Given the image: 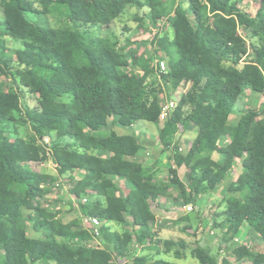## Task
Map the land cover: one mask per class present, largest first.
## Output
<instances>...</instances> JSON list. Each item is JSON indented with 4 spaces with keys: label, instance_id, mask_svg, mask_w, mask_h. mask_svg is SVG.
Returning <instances> with one entry per match:
<instances>
[{
    "label": "trees",
    "instance_id": "1",
    "mask_svg": "<svg viewBox=\"0 0 264 264\" xmlns=\"http://www.w3.org/2000/svg\"><path fill=\"white\" fill-rule=\"evenodd\" d=\"M238 1L189 0L184 7L162 0H0V30L21 43L15 56L25 66L11 71L13 57L1 38L0 76L10 75L38 98V108L23 110L20 95L0 82V264H116L113 257L131 255V238L108 224H124L126 217L139 228L142 244L154 237L152 202L172 192L144 164L148 152L138 139L115 131L116 126L128 129L137 122H159L165 91H150L148 80L156 72L152 59L141 55L136 61L141 73L128 71L129 60L111 39L80 29L43 26L28 18L51 15L77 25L110 27L128 7L148 9L153 23L170 21V35L162 45L168 74L160 79L165 87L171 83L173 90L185 92L159 140L171 152L176 169H189V201L196 203L200 195L211 194L243 155V172L223 202L226 223L214 225L222 231L221 244L237 259L264 264V251L255 254L235 243L248 226L252 242L264 247V102L259 109L245 111L236 126L231 124L246 91L264 93V0H256L255 15L242 10ZM241 31L259 44L246 52ZM26 54L38 60L25 64ZM19 119L30 126L27 139L20 136ZM183 123L197 131L185 153L175 139ZM232 134V143L220 147ZM46 138L51 150L42 144ZM214 153L218 161L212 159ZM46 162L54 163L59 175L85 171L74 191L89 197L80 206L81 213L102 222L99 247H91L88 230L45 217L43 185L54 183L56 177L31 165ZM169 173L171 182L178 184L177 171ZM117 177L128 187L126 196L114 194ZM29 230L44 234V239L30 238ZM197 245L194 256L199 264H220L214 249L202 242ZM170 248L181 259L188 246L171 242ZM131 264L177 263L152 254L134 255Z\"/></svg>",
    "mask_w": 264,
    "mask_h": 264
},
{
    "label": "rangeland",
    "instance_id": "2",
    "mask_svg": "<svg viewBox=\"0 0 264 264\" xmlns=\"http://www.w3.org/2000/svg\"><path fill=\"white\" fill-rule=\"evenodd\" d=\"M165 4L173 3L175 5L181 4L184 7L189 6V0H162ZM239 7L248 12L251 15H255L257 13V5L256 0H239ZM3 15L0 11V20H2ZM28 18L40 25L48 26L56 29H80L83 31H89L95 35L106 37L115 42L118 46V50L121 51L129 60L130 67L127 69L128 71H134L136 67V61L141 55H147L153 59V64L158 62L159 60L165 61L167 64V59L164 57V53L162 52V45L164 44V39L166 36L170 35L171 25L170 21L167 19H162L158 23H153L148 16V9H139L137 7H128L123 15L117 19L110 27H101V26H86V25H77L70 22L66 18L58 17V16H37V15H28ZM141 18L142 21L138 22L137 19ZM145 20V21H144ZM3 32L0 30V39H4L7 42V46L9 49V53L12 55L13 60L11 62V71L14 72L17 69H22L25 66L22 65L15 56V52L22 49V45L20 42L15 41L9 37H5L2 35ZM241 38L245 41V51L248 52L250 50V46L252 44L258 45L259 40L246 37L243 31L240 32ZM244 57V56H243ZM38 60L37 57L31 54H26L25 56V64H32ZM135 72V71H134ZM0 82L5 86L6 90L16 92L21 97V104L23 110L26 109H36L38 108V98L36 95L32 94L29 90L20 87L10 75H1ZM149 88L151 93L154 91H160L163 87V82L160 79V74L155 72L150 79L148 80ZM182 93L172 94V98L177 104L181 98ZM264 102V93L256 94L251 91H246L240 101L237 103L235 107V111L231 117V124L235 126L238 121V117L243 114L248 109H259L262 103ZM147 127L150 130H157L158 126L152 123H146ZM17 126L19 127L21 138L27 139L32 133L29 124H27L22 119L18 120ZM187 137V138H186ZM188 137H191V134L188 132V128L186 127V123L180 125L178 133L175 137L177 141L180 142L183 146H186V141H190ZM183 139H186L183 141ZM156 156V155H154ZM168 158H171V152L167 153ZM157 157V156H156ZM51 162L41 163V164H32V168L43 170L44 164H48ZM47 171L54 170V164L48 166L46 168ZM229 178L227 177L220 185H226ZM60 182L61 187H56V183ZM57 182L54 184L56 192L59 194V198L50 202L52 206H59L61 208L60 213L66 215H72L75 213L71 207L70 201V190L72 189V183L70 182V175L66 173L64 177H59ZM212 197H204L202 198L198 204L197 209H195V205L193 204L194 211L191 212L192 217L196 218L199 221V225H201L202 230H197L194 233L189 232V230L182 232V227L176 225V221L167 222L166 225H162L158 227L157 234L161 239L168 240H180L184 237L188 244L195 248L198 242H202L204 245H207L214 249V252L221 255L220 250L225 248L220 244L221 232H214V226L212 223V219L217 218L219 220L223 219V211L222 201L220 199L210 200ZM186 202V200H184ZM191 204V203H189ZM222 210V211H221ZM162 214L160 211L158 214ZM164 213V212H163ZM117 229L120 232L123 230L129 229L131 227L130 223L128 224H118ZM248 226H245V228ZM200 228V227H199ZM244 228V227H243ZM30 235L35 236L33 232L30 230ZM164 236V237H163ZM220 236V237H219ZM158 239V240H161ZM244 238H239L237 241L238 244L243 242ZM162 241V240H161ZM134 246L139 244L138 239H132ZM248 245L252 248L257 249L256 251H264V247L258 246L249 239ZM259 247V248H258ZM142 252V251H141ZM138 254V251L135 252ZM133 255V256H132ZM134 251L129 254V257L126 259L132 260L134 257ZM136 256V255H135ZM222 257V255H221ZM221 257H219L220 263H224L227 260H223L221 262ZM130 258V259H129ZM161 258L177 263V264H199L197 260H193L191 258L188 259H176L172 254H164ZM234 259V258H233ZM235 260V259H234ZM228 262V261H227ZM131 263V262H129ZM230 264H246V263H234Z\"/></svg>",
    "mask_w": 264,
    "mask_h": 264
},
{
    "label": "crops",
    "instance_id": "3",
    "mask_svg": "<svg viewBox=\"0 0 264 264\" xmlns=\"http://www.w3.org/2000/svg\"><path fill=\"white\" fill-rule=\"evenodd\" d=\"M159 21H161V20H159ZM159 21H157L156 23H158ZM145 57L147 59H152L151 57H148L147 55H145ZM152 61H153V59H152ZM153 67L156 68V64L155 65L153 64ZM134 71L136 73H141L139 68H136ZM156 72L158 73L157 69H156ZM162 87H163V90L165 92L167 91L165 88L166 87L169 88L168 85L166 87L164 85H162ZM173 92L175 94H178V93L183 94L185 92V89L179 88L177 90H173ZM241 115L238 117V121L236 122L235 126L238 124V122L241 118ZM146 123L147 122H137V123L132 124L131 127L128 129H124L120 126H116L115 131L119 135H131V136H134L135 138L138 139L141 146L145 150H147V152H148L147 157L143 160L144 164L148 168H152L153 171L156 172V174H157L156 180L158 182H164V183L168 184L169 191L172 192V195L171 196H159L155 200H153L152 211L155 213V220L150 224V226H151L152 234L154 235V237L152 239H149L146 244L141 243V239L137 234V230L139 228L134 226L133 220L130 217H126V222L124 223V225L130 223L131 227L129 229L123 230V232H120V230L117 229L118 228L117 223H109L108 227L111 228L112 231H116L119 233H125V232L130 233L131 253L134 251V254L137 257L153 254L156 257V259L165 260V259L161 258L162 255H164V254H172L173 255V251L170 248V243L171 242L178 243V242L183 241L188 246V249L186 250L185 257L181 258V259L191 258L193 260H196L194 255H195V251L197 250V247H198L197 244H196L195 248H192L188 244V241L184 237H182L180 240H173V239L168 240L166 238L161 239L158 237L156 229L162 225H166L167 222L173 223L172 221H174V222L176 221V225L182 227L181 228L182 232L189 230V232L194 233L197 230H202V228H201L202 226L199 225V221L196 219L197 217L194 218V217H192L191 213H187L186 207L193 206V204H194L195 205L194 208L197 209L198 208L197 207L198 202L204 197H212L210 200L220 199L222 201V204H223V202L228 198L229 186L243 172V167H242L243 155H242V157H237L234 160V162L232 164V168L230 169V171L228 172V174L225 177V179L227 177L229 178L226 185L221 186V188H220V185L217 186L216 189L211 194L200 195L198 197L196 203H191L189 201L191 198V191L188 188V186L186 185V176L189 173V169L185 166H183L179 169L178 168L176 169L174 166V161L171 158H168V156H167V153H169V152L164 150V147L159 140V135H160L161 130L164 127L165 122L159 121L158 123L155 124L158 126V131L157 130H150L147 127ZM186 127L188 128V132L191 134V137H188L190 139V141L189 140L186 141V146H183L182 144H180V146L184 147L183 153L187 152L190 149L193 140L197 136V131L191 123H186ZM232 136H233V134L230 136H227L225 139H223L220 142L219 146L225 147V146L231 144L232 139H233ZM185 140L186 139H183V141H185ZM154 155H156L157 157ZM211 157L214 161H218L220 159L219 155L217 153L212 154ZM52 164H54V163L51 162L48 164H44L43 170L33 168L37 172L45 173V174L51 175L53 177H56V181L54 183H46L43 185L44 200L46 202L45 217L51 221H55V222H59L62 224H67V225H72L75 229H78V228L85 229V226L83 223V217L85 215H83L80 211V206L82 205L80 203V201L84 197H79L77 195V193H75V191H74V188L76 187V185L83 179V177L85 175V171L84 170H77L74 172H68L70 175V182L73 185L72 189L70 190V201L72 204L71 207L75 213H73L70 216L66 215V214L64 215V214L60 213L61 208L59 206L50 205L51 201L56 200L60 197L59 194L56 192L54 184L57 182L59 177H64L66 175V174L65 175H59L58 171H57V167L55 164H54V170L53 171H50V172L47 171L46 168ZM170 169H175L177 171L178 184H173L171 182L172 175L169 173ZM115 182H116L117 187H118L117 191L115 189V193H114L115 196H121V195L126 196L129 192V190H128V187L126 186L124 180L117 177L115 179ZM184 200H186V202H184ZM189 203H191V204H189ZM222 209L224 211V204H223ZM159 211L162 214H160V213L158 214ZM223 211L221 213H223ZM188 216L190 217V221H184V219ZM210 223H212L214 226V232L220 231L221 235H222L221 229L216 227L214 224L218 223V224L225 225V223H226L225 217L223 216L222 220H219L217 218H215V219L213 218ZM31 232H33L35 234V236H31L30 230H29L28 236L30 238L39 239V240L44 239V234L34 232L32 230H31ZM239 238H244L243 242H241V244H238V242H237L239 240ZM132 239H138V241H139V244L136 245V248L134 246V243L132 242ZM158 239H161L162 241L158 240ZM249 239H250L249 228H247V227L245 228V226H244V228H242L240 234L235 239L236 246H245L249 250L253 251L255 254L261 253L262 251L257 252L256 251L257 249H254L250 245H248ZM156 241H160V245L158 247L156 246ZM220 244H221V238H220ZM221 245L224 246L223 244H221ZM155 247H157L159 249V252L154 250ZM221 250H224V255H222V257L220 255L219 257H221V262L223 260L228 261V262L225 261L224 262L225 264L234 263L235 261H237V263H240V262L243 263L244 262L246 264H251L245 258L244 259H237V257L234 254H232V251H230V250H227L225 248L224 249L222 248ZM137 251H138V254L135 253ZM126 258L113 257L116 264H131V263H129L131 261L126 259ZM165 261H167V260H165ZM220 264H222V263H220Z\"/></svg>",
    "mask_w": 264,
    "mask_h": 264
},
{
    "label": "built area",
    "instance_id": "4",
    "mask_svg": "<svg viewBox=\"0 0 264 264\" xmlns=\"http://www.w3.org/2000/svg\"><path fill=\"white\" fill-rule=\"evenodd\" d=\"M156 69L160 75L168 74L167 64L163 60H159L158 62H156ZM168 87H169L167 88L168 90L160 96L161 115L159 121L161 122H165L170 117L174 109L177 107V103L173 99H171L172 94L174 93L173 89L171 88V83L168 84ZM42 144L47 150L52 149V143L50 141V138H46ZM179 151L183 152L184 147L180 146ZM61 186L62 185L60 182L56 183V187H61ZM90 193H94V192L90 191ZM88 200L89 197L86 196L81 199L80 203L87 204ZM192 211H194L193 206L186 207L187 213H191ZM83 223L85 229L88 230L91 234L92 237L91 247H99L101 245V237H102V233H101L102 222L97 217L84 216ZM220 253L221 255H224V250H221Z\"/></svg>",
    "mask_w": 264,
    "mask_h": 264
}]
</instances>
